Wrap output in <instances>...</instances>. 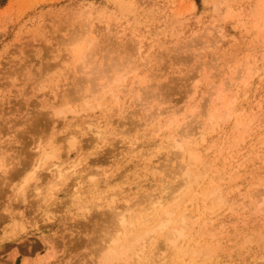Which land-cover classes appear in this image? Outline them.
Wrapping results in <instances>:
<instances>
[{"label":"rangeland","instance_id":"obj_1","mask_svg":"<svg viewBox=\"0 0 264 264\" xmlns=\"http://www.w3.org/2000/svg\"><path fill=\"white\" fill-rule=\"evenodd\" d=\"M175 194L185 241L112 264H264V0H0V264H109Z\"/></svg>","mask_w":264,"mask_h":264},{"label":"bare ground","instance_id":"obj_2","mask_svg":"<svg viewBox=\"0 0 264 264\" xmlns=\"http://www.w3.org/2000/svg\"><path fill=\"white\" fill-rule=\"evenodd\" d=\"M241 71L242 70H240L239 72L241 73ZM118 82H120V79H116L113 83H118ZM105 91H106L105 88H103L102 86H100L90 96V98H91L90 101H89L90 98H88V97L80 94V96H78V97L80 99H82V104L81 105H84V106H87L88 107V106H91V103L92 102H94L95 104H97L101 99H103L104 94L106 93ZM111 96L113 97L114 100L117 99V96L115 94H111ZM70 110H72V109H70ZM59 112H60V114H62L63 113V110L62 111H59ZM74 114H75V111H74ZM173 126H175L174 123L168 124L167 126H165V129H168L169 130ZM188 126L189 125H187V127ZM161 128H162V126H159V129H161ZM66 140L67 141H70L69 142L70 145L71 144L72 145H75L76 144V136L74 134L68 135L67 138H66ZM55 152H57V151H55ZM49 155L52 156L53 154H47V157H49ZM54 155H53V157H54ZM56 155H57V153H56ZM56 155H55V157H57ZM201 167H203V166H201ZM59 168L55 167V168H53V170L51 169V171H50V169H49L48 171H50V172L56 171ZM27 169H28V167L22 168L21 170H18V171L17 170L16 171L14 170L13 174H15V176H19V175L25 173L27 171ZM205 170L207 172L209 169L208 170L205 169ZM192 172H193V170L192 171L191 170L190 171L186 170V171H184L182 173L183 174V181L182 182L184 184V188H183V186L180 187V188H183V192L181 193L182 194L181 197L185 196V194L188 195L187 192H189V190H191L190 189L191 188V185L194 184V183L198 185V182L202 178V176L204 177V174L206 175V173H202V171L201 172H196L195 171L196 173H194V172L192 173ZM31 179H34V178H31ZM28 180H26V181H28ZM178 190L180 191V189H178ZM205 190H206V188H205ZM209 190H210V188H209ZM209 190L203 196H202V194H200L204 198V200L205 199L208 200L211 203V207L214 208V209L217 208V207H219V206H223L225 204V201H224L225 198L223 197L224 193H222L223 195L221 194L222 190H221V192L217 188H214V189H212L210 191ZM204 191H203V193H204ZM192 194H193V192H192ZM192 194L188 195L187 202L189 200L191 201V199L194 197V194H196V193H194L193 196H192ZM166 197L168 198V196H166ZM181 197H180V194H179V196H178V194L177 195L175 194V196L170 197V203L165 204L166 207L164 205L162 207V211L159 212V213L157 212L158 210L156 209L158 206L155 209L153 207L154 211H151L152 213H147L148 210H143L145 207L143 209L140 207L141 208L140 210H142V212H140V210H139L138 214L136 212L135 213L130 212L131 210L129 211L130 213H128V211L127 212L125 211L126 209L123 210V211H124V213L125 212L128 213V215L123 214V212L121 214L119 213V215H117L118 218H116L117 219L116 220L117 226L114 229L115 230L114 231L115 233H113L114 234L113 238L111 239V237H110V240H109L110 242H108L109 245L107 246V252H106V254L104 256V261L108 262L109 264H112L111 261H120L121 259L126 260L127 258H129V257H126L128 255L129 256L130 255L131 256L132 255L133 256L135 255V256L139 257L140 255H144V253H146V252L147 253H151V252L154 251V250H152L153 249V244H155L157 237H160V236H164L163 242H166L169 245H171V248H175L176 242L179 239L183 241L185 239V237L188 236L187 235L188 234V230H189L188 229L189 228L188 227V225H189L188 218H191L192 217V215L190 213H188V214L191 217H188L187 213L184 215V214H180L181 212L178 213V212L175 211L176 208L178 209V206H180L179 203L182 201ZM263 199H260V200H263ZM166 200L168 201V199H166ZM156 201H155V203H157ZM155 203H153L152 205L154 206ZM130 207H132V206L130 205ZM150 207H152V206H150ZM129 209H131V208H129ZM129 209H127V210H129ZM138 209L139 208H137V210ZM211 214H213V213H211ZM210 216H212V215H210ZM191 222H193V221H191ZM193 224H195V223H193ZM204 231H205V229H204ZM212 233H211V235H212ZM214 236H215V234H214ZM160 239L161 238H159V240ZM210 244H209V246H210ZM146 245L149 246V247L147 248ZM172 246H174V247H172ZM209 246H206L204 244H201L199 246V248H202V249H198L197 248L198 251L196 250V252H194V248H193V249H191L193 251L190 250L188 252V250H186L187 252L183 251L182 253L185 252L184 253V257L188 254V257H189L188 259L189 260L186 258L189 261L188 262L186 260L188 262V264H190V263L192 264L195 261L196 258H200L201 264H204L206 262L211 263V254H212V251H211V247H209ZM155 247H156V245H155ZM145 248H147V249L144 251ZM150 255H151V257L152 256H155V255H152V253ZM131 256H130V258H132ZM124 257H126V258H124ZM171 264H174V263H171Z\"/></svg>","mask_w":264,"mask_h":264}]
</instances>
